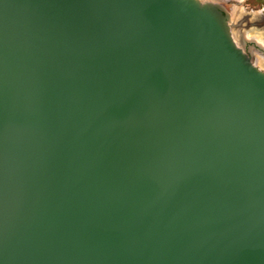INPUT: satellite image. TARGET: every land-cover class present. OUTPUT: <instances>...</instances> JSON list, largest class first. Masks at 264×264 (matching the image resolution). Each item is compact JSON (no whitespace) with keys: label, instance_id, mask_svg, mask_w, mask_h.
Here are the masks:
<instances>
[{"label":"water","instance_id":"95a60500","mask_svg":"<svg viewBox=\"0 0 264 264\" xmlns=\"http://www.w3.org/2000/svg\"><path fill=\"white\" fill-rule=\"evenodd\" d=\"M212 0H0V264H264V70Z\"/></svg>","mask_w":264,"mask_h":264},{"label":"rangeland","instance_id":"374dc122","mask_svg":"<svg viewBox=\"0 0 264 264\" xmlns=\"http://www.w3.org/2000/svg\"><path fill=\"white\" fill-rule=\"evenodd\" d=\"M212 1L219 2V3L223 4V6L229 12V14L231 16L230 25H231L232 31L236 25L238 26V23H239L238 19H237L239 16H237V14L235 13L234 10H239V11L243 10V11H241L243 13H244V11L245 12H252L253 16L255 18L254 21H256V22H258L256 20L257 18L259 19V21L264 20V0H212ZM247 23H250V20ZM255 27L256 26H251V28H255ZM246 38H250V39H253L255 41L257 40L253 37H246ZM253 43H254V41L246 43L244 48L254 59L255 56L258 54L257 51H259V50H257V48H255V47L251 46ZM259 53L264 55V52H262V53L259 52ZM262 69L264 70V67Z\"/></svg>","mask_w":264,"mask_h":264},{"label":"bare ground","instance_id":"6f19581e","mask_svg":"<svg viewBox=\"0 0 264 264\" xmlns=\"http://www.w3.org/2000/svg\"><path fill=\"white\" fill-rule=\"evenodd\" d=\"M236 9V8H235ZM237 16H239L238 19V26L236 25L233 29V34L235 39L238 43L243 40V38L246 37H253L257 39L256 41L264 46V20H260L257 18L256 21H254V16L252 12H241L243 10H234ZM250 20V23H247ZM262 21V22H261ZM254 22V23H253ZM253 23V24H252ZM251 26H256L255 28H251ZM245 35V36H244ZM257 55L253 59L255 64L259 66L260 68L264 67V55L260 54L259 51H257ZM261 68V69H262Z\"/></svg>","mask_w":264,"mask_h":264}]
</instances>
